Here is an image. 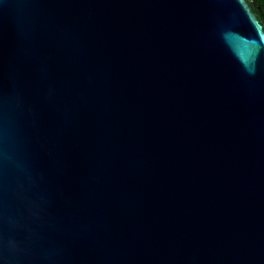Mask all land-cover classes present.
Returning <instances> with one entry per match:
<instances>
[{
	"label": "water",
	"instance_id": "1",
	"mask_svg": "<svg viewBox=\"0 0 264 264\" xmlns=\"http://www.w3.org/2000/svg\"><path fill=\"white\" fill-rule=\"evenodd\" d=\"M0 264H264L248 0H0Z\"/></svg>",
	"mask_w": 264,
	"mask_h": 264
},
{
	"label": "trees",
	"instance_id": "2",
	"mask_svg": "<svg viewBox=\"0 0 264 264\" xmlns=\"http://www.w3.org/2000/svg\"><path fill=\"white\" fill-rule=\"evenodd\" d=\"M251 5L253 11L257 14L260 21L264 26V0H248Z\"/></svg>",
	"mask_w": 264,
	"mask_h": 264
}]
</instances>
